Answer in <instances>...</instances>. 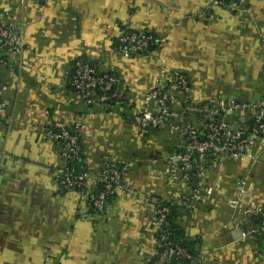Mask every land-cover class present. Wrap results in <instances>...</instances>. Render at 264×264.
Segmentation results:
<instances>
[{
	"label": "crops",
	"instance_id": "1",
	"mask_svg": "<svg viewBox=\"0 0 264 264\" xmlns=\"http://www.w3.org/2000/svg\"><path fill=\"white\" fill-rule=\"evenodd\" d=\"M245 1L251 14L241 17L211 0H0V25L15 24L24 39L20 64L0 67V264H159L154 216L134 194L179 207L197 251L191 264H264L257 238L242 237L256 226L244 210L264 207V147L212 160L195 186L177 159L186 139L136 120L163 67L183 72L194 101L213 109L264 101V0ZM128 29L159 46L113 55ZM80 59L117 76L124 105L86 108L76 98ZM224 117L235 127L242 109ZM78 121L85 169L98 172L106 157L125 169L130 193L102 213L55 182L62 160L47 131ZM172 157L176 181L167 175Z\"/></svg>",
	"mask_w": 264,
	"mask_h": 264
},
{
	"label": "built area",
	"instance_id": "2",
	"mask_svg": "<svg viewBox=\"0 0 264 264\" xmlns=\"http://www.w3.org/2000/svg\"><path fill=\"white\" fill-rule=\"evenodd\" d=\"M213 6H221L241 17L251 14L245 0H211ZM7 11V10H6ZM24 43L23 34L19 28L11 23L0 25V67L11 69L14 64L19 65V54ZM159 42L153 35L135 30L121 33L113 55L135 56L144 54L151 48H157ZM119 80L113 73L100 74L93 66L78 60L74 64L71 88L76 98L86 108L98 107L110 109L124 105L125 100L117 88ZM0 88V121L5 122L4 104L1 100ZM149 105L136 116V120L143 128L161 130L169 128L186 139L185 154L178 156L182 167L188 168L190 155L198 154L203 160L209 157H228L242 160L250 157L255 146L264 147V101L258 104H232L230 107L213 109L209 104L195 102L192 96L190 82L186 75L179 71H169L163 67L155 81L153 88L147 95ZM236 109H242L239 124L231 127L225 121V115ZM200 118L201 123L193 125L190 118ZM82 123L78 121L73 127L61 126L47 131L49 139L60 149L62 164L56 172L55 182L60 191L77 192L85 198V205L90 211L102 213L107 207L110 196L130 193L125 185L123 174L115 168L108 157L103 159L102 168L96 172L77 173L74 168H68L71 161H78L83 156V145L80 144V129ZM172 157L167 175L172 181L178 180V168ZM206 168L200 167L197 177L201 179ZM102 185L99 192H87L90 180ZM145 206L149 207L154 216V229L157 232V248L159 264H175L174 259H191L188 252L175 245L168 239L170 224L167 217L170 209L158 196H139ZM91 208V209H90ZM244 214L264 216V207L255 210L246 209ZM242 237H260L264 243V222L242 233Z\"/></svg>",
	"mask_w": 264,
	"mask_h": 264
},
{
	"label": "trees",
	"instance_id": "3",
	"mask_svg": "<svg viewBox=\"0 0 264 264\" xmlns=\"http://www.w3.org/2000/svg\"><path fill=\"white\" fill-rule=\"evenodd\" d=\"M152 51H154V48L147 50L144 54L151 53ZM80 61H83V62L89 64L90 66H93L100 74L111 73V72L100 71L93 64L87 62L84 59L83 60L80 59ZM117 88H119V83L117 84ZM190 122L195 126L194 122H192V121H190ZM80 144H82V138L81 137H80ZM184 154H185V150H184ZM216 158L219 159V157H215V156L211 155L208 159L203 160L198 154L192 153L190 155V160L188 163V165H189L188 169L186 171H183V173L188 175L189 181L196 186L198 184V181L200 180L197 177L199 168L200 167L206 168L207 164H210L211 161L215 160ZM83 160H84V154H83V156L80 157V160L68 162L67 167L71 168V169L74 168L77 171V173H79V174L85 173L88 170L85 169V167L83 165ZM112 166H114L115 168H117L118 170L123 172L122 169L124 166L119 165V164H114V163ZM123 176H124V174H123ZM101 188H102L101 184H99V185L96 184L95 187H93V188L92 187L90 188V186L88 185L87 192H99V191H101ZM115 198H116V195L110 196L108 201H107V206L110 205ZM165 205L170 209V214L167 217V221L170 224V235H169L168 239L171 240L172 242H174L175 245L179 246L180 248L185 249L188 252V254L191 256V259H180V258L174 259L173 263H175V264H191L194 261V259L197 258V251L195 248V243L185 235L182 227L178 223V216H180L179 207L174 205V204L165 203ZM89 212L96 213L92 209ZM254 220L256 222V226H258L262 222H264V216H256L254 218ZM255 238H257L260 247L264 251V243L262 241V238H260V237H255Z\"/></svg>",
	"mask_w": 264,
	"mask_h": 264
},
{
	"label": "water",
	"instance_id": "4",
	"mask_svg": "<svg viewBox=\"0 0 264 264\" xmlns=\"http://www.w3.org/2000/svg\"><path fill=\"white\" fill-rule=\"evenodd\" d=\"M204 158H205V159H208V158H209V155H208V154H206V155L204 156Z\"/></svg>",
	"mask_w": 264,
	"mask_h": 264
}]
</instances>
